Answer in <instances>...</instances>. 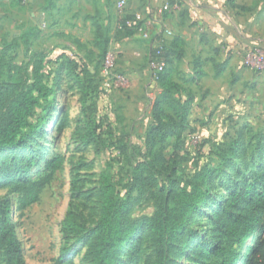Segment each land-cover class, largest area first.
<instances>
[{"label": "rangeland", "instance_id": "1", "mask_svg": "<svg viewBox=\"0 0 264 264\" xmlns=\"http://www.w3.org/2000/svg\"><path fill=\"white\" fill-rule=\"evenodd\" d=\"M116 1L102 7L99 0H0V115L31 82L35 60H42L43 80L54 91L50 111L36 108L31 118L36 124L43 116L39 129L0 150V225L9 214L24 264H90L85 234L61 232L73 175L81 185L76 217L91 228L99 216L101 173H108L113 195L126 201V218L138 221L171 189H188L201 168H218L208 201L181 236L188 245L175 264L209 260L221 241L216 215L232 190L255 183L253 194L264 191V69L248 67L242 57L246 69L207 102L178 61L172 77L181 86L170 88L165 101L150 67L154 47L128 22L121 26ZM219 2L240 17L245 45L264 49V0ZM107 51L116 56L115 72L127 77L124 85L102 75ZM89 123L94 134L88 136ZM259 238L264 209L238 264L247 262ZM151 252L141 230L116 264H145ZM0 264H7L1 245Z\"/></svg>", "mask_w": 264, "mask_h": 264}, {"label": "trees", "instance_id": "2", "mask_svg": "<svg viewBox=\"0 0 264 264\" xmlns=\"http://www.w3.org/2000/svg\"><path fill=\"white\" fill-rule=\"evenodd\" d=\"M132 18L133 15L125 16L121 26ZM130 25V28L136 31L135 26ZM182 46L181 39L174 37L168 45H165L164 41L161 47H154L151 51L153 60L164 63L163 70L157 73V80L161 88L160 97L165 101L170 95V88L180 89L181 86L172 76L176 70L173 63L180 62ZM43 67L41 59L34 61L31 82L12 96L0 115V150L14 146L24 135L39 129L43 116L38 117L36 124L31 122L36 108H40L42 113L50 111L53 99L49 98L54 91L43 80ZM194 75L198 76L196 72ZM160 102L162 101L156 104ZM88 130V136L94 134L91 123L88 124ZM86 141H89V137ZM217 170L218 168H201L194 174L188 189H171L168 198L160 201L149 217L138 221L126 218V201L113 195L114 188L108 173H101L98 190L99 216L91 228H87L76 217L74 201L80 194L81 185L77 175H73L70 180V200L61 224V232L65 238L85 234L90 264H116L130 239L145 230L151 242L152 252L145 257L144 263L175 264L176 260L184 255L188 245L187 241L181 240V236L208 201ZM42 185L43 183H40L35 188L38 190ZM254 185L255 183L237 187L227 195L225 206L219 209L214 222L216 230L220 232L221 241L211 251L209 260L203 264L240 262L241 249L259 229L263 219L264 191L259 195L253 194ZM3 215L0 245L3 246L7 264H24L14 223L9 214ZM245 264H264V238L256 240Z\"/></svg>", "mask_w": 264, "mask_h": 264}, {"label": "crops", "instance_id": "3", "mask_svg": "<svg viewBox=\"0 0 264 264\" xmlns=\"http://www.w3.org/2000/svg\"><path fill=\"white\" fill-rule=\"evenodd\" d=\"M125 1L126 16L135 13L144 16L147 24L143 42L149 47H161L164 41L168 45L174 37L181 39L180 62L196 79L192 85L194 92L205 93L207 102L227 92L225 83L229 76L246 69L242 66L241 47L246 40L241 33L240 17L233 16L220 0H179L180 8L171 12L160 10L164 2L171 0ZM107 2L99 0V6L105 7ZM166 30L171 34H165ZM203 106L208 104L203 103Z\"/></svg>", "mask_w": 264, "mask_h": 264}, {"label": "built area", "instance_id": "4", "mask_svg": "<svg viewBox=\"0 0 264 264\" xmlns=\"http://www.w3.org/2000/svg\"><path fill=\"white\" fill-rule=\"evenodd\" d=\"M180 6H181V2L179 0L166 1L161 5L160 10L162 12H171L174 10H178ZM125 7H126L125 0H119L116 3V8L120 19H123L125 17V12H124ZM127 22L129 24L134 25L135 29L138 32L144 33V29L147 22L141 13L133 14L132 20ZM164 32L168 35L171 34L170 30H166ZM241 51L243 52V62L245 65L260 70L264 69V49L262 47L245 45L244 47H241ZM115 60H116V56L112 51H107L105 53L101 64L102 75L107 80H111L116 85H124L127 82V77L123 73L115 72ZM150 67L152 69V74H153L152 76L154 78L153 80H155L157 79V73L163 70L164 63L157 62L151 58Z\"/></svg>", "mask_w": 264, "mask_h": 264}]
</instances>
